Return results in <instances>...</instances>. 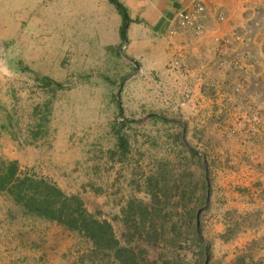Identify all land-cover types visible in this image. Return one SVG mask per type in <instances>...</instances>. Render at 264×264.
<instances>
[{"label": "rangeland", "instance_id": "rangeland-1", "mask_svg": "<svg viewBox=\"0 0 264 264\" xmlns=\"http://www.w3.org/2000/svg\"><path fill=\"white\" fill-rule=\"evenodd\" d=\"M42 16V34L0 16V264H264L259 118L227 123L217 144L191 118L183 145L173 104L150 82L141 95L117 48ZM34 181L68 212L79 198L117 245L27 207L18 194H45Z\"/></svg>", "mask_w": 264, "mask_h": 264}, {"label": "crops", "instance_id": "crops-1", "mask_svg": "<svg viewBox=\"0 0 264 264\" xmlns=\"http://www.w3.org/2000/svg\"><path fill=\"white\" fill-rule=\"evenodd\" d=\"M118 1L130 19L125 42L120 34L123 17L110 0H0V16L10 19L11 26L22 17L32 33L42 34L48 28L40 27L43 11L62 13L60 18L71 20L63 27L81 32L86 43L99 39L117 48L127 68L126 80L139 84L141 95L144 83L150 82L152 97L168 98L173 104L167 109L176 122L182 119L183 145L193 127L184 122L191 118L202 122L201 131L216 132L215 144L224 141L227 123L243 122L248 113L259 118L264 130V0ZM196 1L207 8L199 34L176 18L178 11L193 10ZM225 40L231 44L227 52L221 49ZM175 61L180 67L170 68ZM155 112L167 111L159 106L151 114ZM174 131L171 139L177 140L180 129L175 126ZM234 143L238 147L241 142Z\"/></svg>", "mask_w": 264, "mask_h": 264}, {"label": "trees", "instance_id": "trees-1", "mask_svg": "<svg viewBox=\"0 0 264 264\" xmlns=\"http://www.w3.org/2000/svg\"><path fill=\"white\" fill-rule=\"evenodd\" d=\"M120 11L123 17V24L120 30L122 41L127 40V29L130 22L126 8L118 0H110ZM7 179L5 176H0V188L6 186ZM43 187L45 194H40V189ZM30 191H39V193L28 192L23 195L18 194L20 199H24V203L31 210L36 211L41 215L57 219L60 222H64L68 226L79 229L87 236L92 238L96 243L104 241L107 246L117 245V241L113 237V233L110 232L109 226L106 222H100L90 216L85 209L82 208V203L79 198L72 197L71 200L76 202L74 209L71 212L66 210L67 202H62V205L58 206L55 196H62V192L56 189L52 185H44L42 182H31L29 184ZM40 196L42 198H40ZM66 198V197H65ZM56 202H55V201ZM57 204V205H56Z\"/></svg>", "mask_w": 264, "mask_h": 264}, {"label": "built area", "instance_id": "built-area-1", "mask_svg": "<svg viewBox=\"0 0 264 264\" xmlns=\"http://www.w3.org/2000/svg\"><path fill=\"white\" fill-rule=\"evenodd\" d=\"M207 8L201 1H196L194 3V8L191 11H178L176 14L177 21L180 25L191 27L195 30L197 34L201 33L203 30L202 18L206 15ZM219 18L224 19L225 14L220 12ZM256 25L259 26V22H256ZM252 31V29H251ZM250 34V32H248ZM251 36V34H250ZM230 45L229 41L225 40L221 45L223 52L229 51ZM180 67L179 61H175L174 64L170 63V68Z\"/></svg>", "mask_w": 264, "mask_h": 264}]
</instances>
